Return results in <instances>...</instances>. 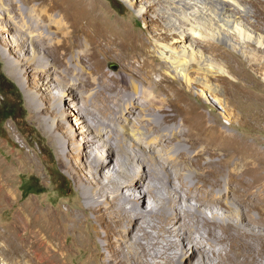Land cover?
I'll use <instances>...</instances> for the list:
<instances>
[{"label":"rangeland","instance_id":"374dc122","mask_svg":"<svg viewBox=\"0 0 264 264\" xmlns=\"http://www.w3.org/2000/svg\"><path fill=\"white\" fill-rule=\"evenodd\" d=\"M223 1L227 7L243 9L245 24L255 29L254 34L264 36V0ZM53 3L57 7L53 8ZM176 6L174 0H0V74L13 85L12 94L6 96L19 102L22 108L15 117L4 122L0 134V180L4 188L0 194V231H8L17 224L21 237L16 244H21L20 239L29 242L30 231L33 230L59 251L53 257L57 264H134L137 258L132 257L136 256V236L122 238L113 229L105 228L110 220L109 210L114 209L111 200L106 199L101 206L100 217L96 216L95 208L86 203L85 185L97 180L98 185L105 187L108 171L99 170V176L91 171L92 162L95 170L104 168L100 165L102 160L89 158L90 149L88 153L81 148L87 149L89 145L95 153L105 152L100 146L103 140L93 134L95 130L92 127H89L87 135L92 139L90 141L73 126V117L78 115V109L67 100L91 103L90 95L99 88L100 82L95 81L80 92L72 88L62 92L57 88L58 80L65 84H77L79 78L93 76L88 60L80 56L88 45V34L102 36L97 43L89 46L88 53L94 55L92 61H96L108 76L124 72V59L119 58L117 53L103 51L104 37L123 41L126 44L123 50L130 43L157 45L153 62L167 67L177 65V76L181 80H175L174 86L182 96V105L196 113V122L215 124L237 146L243 149L255 147L257 155L264 154V57L260 56L254 41L245 45L246 52L242 53L217 38H200L199 28L184 22L174 11ZM233 11L238 14V10ZM168 14H173L177 22L194 34L199 50L209 56L203 64L197 63V60L192 62L186 74L182 70L185 58L177 56L180 46H175L177 52L172 49L173 37L178 36L167 32L164 19ZM81 28L83 32L79 38ZM129 49L123 55L128 56ZM261 52L264 55V49ZM258 57L261 64L248 59ZM194 58L198 57L195 55ZM15 61L22 64V68H14ZM208 65L215 67L213 74L205 72L204 68ZM152 77L157 78V74L152 72ZM202 77H209L210 84L222 90L224 95L221 97L227 102L226 111L219 107L216 94L197 85L196 81ZM6 96L0 91V104ZM60 96L61 103L58 102ZM42 109L47 112L43 114ZM108 115L111 117L112 114L109 112ZM118 115V112L114 113V117ZM40 117L45 118L44 121ZM126 120L129 125H125L124 129L129 133L137 132L133 123L138 124V119L127 117ZM108 127L111 133L115 131L113 122ZM148 131L153 133L156 129L147 125L143 132ZM215 141L214 148L221 151L211 157V168L216 173L217 177H214L225 184L229 170L242 154L238 149L220 142L221 139ZM151 154L148 153V156ZM117 155L116 149L107 152L108 163L114 165ZM152 159L155 160V155ZM143 166L146 170L147 165ZM256 166L245 177L247 180L258 176L264 179V166L262 163ZM114 180L119 182L120 179ZM28 181L40 193L23 195L20 185ZM123 195L129 197L127 193ZM150 198L148 189L144 188L139 201H131L133 205H130L149 215L150 211H155L149 206ZM229 203L233 208L238 205L243 207L232 197ZM223 208L226 209V206ZM22 211L25 214L32 212L34 223L25 232L19 221ZM252 212L254 218H264V213ZM226 216H229H224L226 232L233 234L230 240L220 245L228 250L226 263L238 264L239 257L245 255L255 258L252 264H264V250H260L264 246V226L259 227L260 231L248 230L246 225L252 221L242 210L227 212ZM168 225L174 226L173 222ZM172 231L181 236L177 229ZM217 231L221 233L220 229ZM238 231H245L248 236H239ZM181 242L182 238L177 237L172 245L174 253L182 251L195 264H204V259L195 255L200 248L198 245H190L187 240L183 244ZM33 248L42 251L45 245L34 242ZM7 261L0 257V264ZM215 263L220 264V261Z\"/></svg>","mask_w":264,"mask_h":264},{"label":"bare ground","instance_id":"6f19581e","mask_svg":"<svg viewBox=\"0 0 264 264\" xmlns=\"http://www.w3.org/2000/svg\"><path fill=\"white\" fill-rule=\"evenodd\" d=\"M174 1L177 3L174 11L180 14L184 22L195 24L199 28L200 38L209 36L217 38L242 53L246 52L248 43L254 41L258 52L261 53L260 56L264 57L261 52L264 49V36L261 33L254 34L255 29L245 24L243 16L245 11L235 7V2H233L235 8H232L227 7L223 0ZM52 7L57 5L53 3ZM233 9L238 10L239 15H235ZM164 20L167 32L178 36L173 37L172 49L177 52L175 46H180L177 48L180 50L177 56L185 58L182 67L185 74L189 72L188 68L192 62L197 60V63L203 64L209 60L208 54L199 50L194 34L189 33L177 22L173 14H168ZM58 25L61 26L60 23ZM190 31L193 32L192 29ZM82 32L81 28L79 38ZM67 33L69 36L71 31ZM88 35L85 53L80 56L88 60L90 73L95 77L79 78L77 84H65L58 80L57 87L62 92L71 88L80 92L82 88L88 89L95 81L100 82L99 88L90 95L91 103L67 100L78 109V115L73 117L75 120L73 126L80 129L83 137L90 141L92 139L87 135L89 127H92L95 130L93 134L103 140L100 146L105 152L95 153L94 148L89 145L87 149L81 148L88 153L90 149L92 153L90 152L89 158L102 160L100 165H104V168L98 167L95 170L92 162L91 171L98 176L99 170L108 171L105 187L98 185L97 180V183L92 180L85 185L87 206L94 207L96 216L100 217L101 206L106 199L111 200L114 209L109 210L110 220L105 228L113 229L122 238L136 236L134 253L136 256H132L137 257L134 264H195L182 251L174 253L172 245L177 237L182 238L181 244L187 240L190 245L191 243L198 245L200 248H197L195 255L204 259V264H216V261L227 264L225 256H228V250L220 246L233 235L226 232L224 219L229 217L226 213L244 211L252 221L250 225H246L248 230L258 231L260 226H264V218L258 216L256 219L252 215L253 210L261 212L262 215L264 213V179L260 176L252 180L245 178L249 176L252 168L257 167V163L264 166V154L257 155L255 147L243 149L242 146H237L222 130L217 129L215 124L204 125L196 122V113L182 105V96L174 86L175 80L180 79L177 76L179 72L177 65L167 67L153 62L157 45H149V42L136 45L130 43L125 50L130 48L131 51L125 56L123 48L126 44L123 41L104 37L103 51L117 53L119 58L124 59V72L118 76H108L101 71L96 61H92L94 55L88 53L91 49L89 46L97 43L102 36ZM256 36L257 39H254ZM195 55L198 58L195 59ZM248 59L255 63L261 61L259 57ZM22 66L18 61L13 65L17 69ZM213 68H215L213 65H208L204 70L207 74H213L215 72ZM152 72L157 74V78L152 77ZM196 82L199 87L216 94L215 100L219 107L226 111L227 102L221 97L224 94L218 86L210 84L209 77L208 79L202 77ZM61 101L62 96L58 102ZM41 112L45 114L47 111L42 109ZM109 112L112 114L111 117L108 115ZM115 112L119 113L117 117H114ZM127 117L138 119V124L133 123L137 132L129 133L124 129L125 125H129ZM40 119L44 121L45 118ZM110 122H113L115 129L112 133L108 127ZM147 125L154 127L156 132H143ZM219 139L225 145L238 149L242 154L229 170L225 184H221V180L216 178V173L211 168L213 163L211 157L221 151L220 148L216 149L213 146L215 140ZM113 149L118 152L114 165L108 163L109 158L106 156L107 152ZM148 153L152 154L148 156ZM153 155L155 160L152 159ZM143 164L147 165L146 170ZM114 179H120V183ZM144 188L148 189L151 195L149 206L155 209L153 212L150 211L149 215L132 206L133 201H139ZM2 189L4 188L0 180V194ZM123 193L129 194V197ZM8 195L10 196L9 192ZM231 197L243 207L238 205L233 208L229 203ZM223 206H226L227 210ZM25 213L20 212L19 218L24 232L34 226L32 212ZM172 222L173 227L168 225ZM16 225L8 231L4 229L0 231L1 258L8 259L9 264H57L53 257L59 251L53 249L37 231H30L29 242L20 239L21 244H16L21 237ZM174 228L181 236L173 233ZM217 229H220L221 233ZM39 231L43 233L40 229ZM105 233L107 235V231ZM238 234L248 236L245 231H238ZM34 242L44 244V250L34 249ZM260 250L263 251L264 246H261ZM254 259L253 256L244 255L239 257L238 264H252Z\"/></svg>","mask_w":264,"mask_h":264},{"label":"trees","instance_id":"16d2710c","mask_svg":"<svg viewBox=\"0 0 264 264\" xmlns=\"http://www.w3.org/2000/svg\"><path fill=\"white\" fill-rule=\"evenodd\" d=\"M113 7L117 9V6L113 3ZM0 91L3 95L12 94L13 85L8 82L1 74H0ZM21 104L19 102H15L11 100V98L6 96V100H3L0 104V134L2 133V125L8 119L15 117L18 110H21ZM34 184L30 181L22 182L20 185V190L23 195H29L30 193H40L39 190L34 189Z\"/></svg>","mask_w":264,"mask_h":264}]
</instances>
